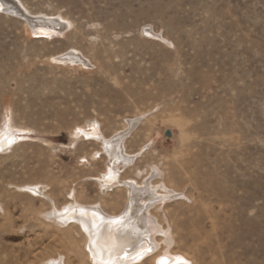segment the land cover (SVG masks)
<instances>
[{"label": "rangeland", "instance_id": "1", "mask_svg": "<svg viewBox=\"0 0 264 264\" xmlns=\"http://www.w3.org/2000/svg\"><path fill=\"white\" fill-rule=\"evenodd\" d=\"M20 1L72 25L38 35L0 12V130L18 138L0 152V264H92L80 227L48 222L45 196L16 185L58 208L120 213L127 191L102 187L112 160L93 124L111 137L134 117L127 150L151 145L122 176L156 164L182 192L156 213L174 228L164 250L185 264H264V0ZM72 48L91 65L53 60ZM157 251L127 264H159Z\"/></svg>", "mask_w": 264, "mask_h": 264}, {"label": "bare ground", "instance_id": "2", "mask_svg": "<svg viewBox=\"0 0 264 264\" xmlns=\"http://www.w3.org/2000/svg\"><path fill=\"white\" fill-rule=\"evenodd\" d=\"M0 12L26 18L34 33L38 35L53 36L61 34L67 27L72 25L71 21L63 17H60L61 21L39 16L33 17L20 0H0ZM147 32L152 36L150 31ZM162 39L164 40V37ZM70 50L71 52H67V50L64 55L54 56L53 60L61 64L78 61L81 65L87 63L91 65L84 59V55L78 49L72 48ZM141 120L142 117L129 119L125 124L126 126L111 137H107L101 132L99 124H93V138L103 143L112 160L108 171H103V175L99 177L102 187L104 189L121 187L127 191L124 208L120 213L112 214L100 203L82 205L70 201L69 205L58 208L55 201L47 196L44 193L45 190H41L38 185H16L20 191H25L27 194L35 195L39 193L45 196L51 204V208L42 211L41 215L48 222L60 225L72 223L80 227L86 238V248L92 264H127L141 261L145 256L148 257V255L154 254L159 247L163 251L158 250V253L154 255L155 263L185 264L189 260L182 253L164 250L170 248L175 241L174 228L170 222L164 224V218L167 219V216L163 217L164 220H161L156 214L157 211H165V202L177 200L176 198L182 196L180 195L182 192L165 181L162 170L156 164L152 165L151 169L146 171L145 174L140 172L143 175H141V178L139 174L137 177L122 176L123 168L133 166L132 163L135 159L151 145V140H149L137 154L127 150L126 140L137 129ZM15 132L16 128L11 124H5L0 130V152L11 147L9 145H12V143H9V141L13 142L18 139ZM136 160L138 161V158ZM135 171L137 170L134 169ZM71 196L74 197V194L72 193ZM0 209L4 210L2 203H0ZM189 236L193 238L196 234L193 232ZM44 264H66V261L62 257H58L48 260Z\"/></svg>", "mask_w": 264, "mask_h": 264}, {"label": "water", "instance_id": "3", "mask_svg": "<svg viewBox=\"0 0 264 264\" xmlns=\"http://www.w3.org/2000/svg\"><path fill=\"white\" fill-rule=\"evenodd\" d=\"M167 135L170 136V135H171V131H168V132H167Z\"/></svg>", "mask_w": 264, "mask_h": 264}, {"label": "snow or ice", "instance_id": "4", "mask_svg": "<svg viewBox=\"0 0 264 264\" xmlns=\"http://www.w3.org/2000/svg\"><path fill=\"white\" fill-rule=\"evenodd\" d=\"M9 143H12V141H9Z\"/></svg>", "mask_w": 264, "mask_h": 264}]
</instances>
